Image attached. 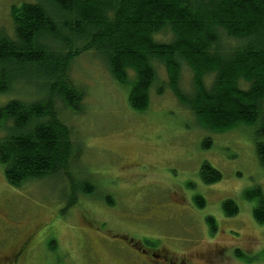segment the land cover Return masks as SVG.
I'll return each mask as SVG.
<instances>
[{"label":"rangeland","instance_id":"1","mask_svg":"<svg viewBox=\"0 0 264 264\" xmlns=\"http://www.w3.org/2000/svg\"><path fill=\"white\" fill-rule=\"evenodd\" d=\"M35 2L0 0V33L14 34L12 6ZM155 67L158 79L150 90V106L139 113L129 104L131 85L114 81L101 57L86 53L73 62L69 75L85 91L84 110L71 113L58 103L80 151L70 178L51 177L15 189L0 163V231L21 225L19 243L35 233L26 264H150L130 252L120 238L126 235L170 249L197 243L192 249L205 254L231 248L226 252L233 259L229 264H264V225L253 217L258 201L244 197L255 189L264 195L257 153L264 138L257 126L223 134L203 130L167 87L165 68ZM182 71L180 86L189 93L192 74L184 64ZM34 81L33 87L17 82L0 94V108L13 99L35 98ZM159 89H164L162 95ZM206 163L222 174L219 183L202 182L199 173ZM196 196L204 198V208L196 207ZM226 200L237 204L236 216L224 215ZM210 217L216 221L213 234ZM92 241L103 261L95 256ZM235 246L242 257L236 258Z\"/></svg>","mask_w":264,"mask_h":264},{"label":"trees","instance_id":"2","mask_svg":"<svg viewBox=\"0 0 264 264\" xmlns=\"http://www.w3.org/2000/svg\"><path fill=\"white\" fill-rule=\"evenodd\" d=\"M35 1L12 6L14 34L0 33V94L17 82L33 87L37 80L38 85L35 98L13 99L0 108V163L15 189L71 177L80 151L58 103L71 113L84 110L85 91L69 72L86 53L101 57L114 81L131 85L128 100L136 112L150 106L159 63L167 87L200 128L223 134L257 126L264 138V0ZM183 64L192 74L189 93L180 86ZM257 153L264 168L263 141ZM199 175L209 186L222 180L208 163ZM244 197L258 201L253 217L264 225L262 191H246ZM193 202L200 209L206 206L201 196ZM223 212L234 217L239 208L226 200ZM207 222L213 234L216 221L210 217Z\"/></svg>","mask_w":264,"mask_h":264},{"label":"flooded vegetation","instance_id":"3","mask_svg":"<svg viewBox=\"0 0 264 264\" xmlns=\"http://www.w3.org/2000/svg\"><path fill=\"white\" fill-rule=\"evenodd\" d=\"M14 229L15 231H19V233L14 234ZM23 231L24 228L22 229L19 224H13L12 227L1 229L0 264H26L27 258L32 255L33 246L36 241H34L35 233L25 241H22V243L16 241L24 235L22 234ZM120 238H122L123 242L127 244L131 250L130 252H136L143 262L148 261L150 264H229L230 259L233 260L226 254L231 248L223 249L221 251L218 249L217 251L212 252V254H205L192 249V247L198 246L197 243H191L189 246H185L181 249H170L159 243L146 240L140 241L127 235L120 236ZM15 243H17L18 246H16ZM91 245L97 259L103 261V257L99 254L96 244L92 241ZM189 247L191 248V253H189ZM232 249L235 252V255L238 256L236 258L241 257L239 254L240 249L238 247L235 246Z\"/></svg>","mask_w":264,"mask_h":264}]
</instances>
